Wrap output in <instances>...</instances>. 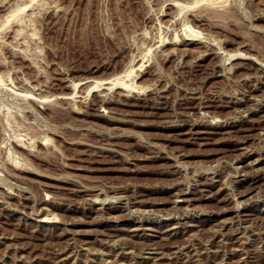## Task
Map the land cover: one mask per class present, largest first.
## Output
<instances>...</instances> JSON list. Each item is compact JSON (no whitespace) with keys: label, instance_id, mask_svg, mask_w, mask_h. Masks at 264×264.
Wrapping results in <instances>:
<instances>
[{"label":"rangeland","instance_id":"374dc122","mask_svg":"<svg viewBox=\"0 0 264 264\" xmlns=\"http://www.w3.org/2000/svg\"><path fill=\"white\" fill-rule=\"evenodd\" d=\"M0 76V264H264V0H0Z\"/></svg>","mask_w":264,"mask_h":264},{"label":"bare ground","instance_id":"6f19581e","mask_svg":"<svg viewBox=\"0 0 264 264\" xmlns=\"http://www.w3.org/2000/svg\"><path fill=\"white\" fill-rule=\"evenodd\" d=\"M201 1V0H200ZM197 2H198V0H197ZM213 5H214V3H212ZM211 4V5H212ZM19 8V7H18ZM17 9V8H16ZM22 10V9H21ZM15 12V11H14ZM224 12H226V11H224ZM219 13V12H218ZM11 15V14H10ZM10 15H8L7 16V19L6 20H8V18L10 17ZM12 16V15H11ZM16 31V30H15ZM19 31H20V29H19ZM198 32V31H197ZM197 32H195V33H197ZM20 33V32H19ZM200 33V32H199ZM228 59H229V56H228ZM140 67H141V65H140ZM129 69V70H128ZM135 72V68L133 67V68H127L126 70H124L123 72H121V73H119V74H116V75H114L113 77H109L108 79H105V80H101V81H97V82H95L94 84H92L88 89H87V92H88V94H90L91 92H95V91H100V89H102L101 87L102 86H105V88L106 89H112V88H114V87H117V88H122V89H127V88H131V85L133 86L134 84L131 82V83H129V81H131V80H129L128 82H127V80H128V78H130L132 75H133V73ZM1 77V76H0ZM132 80H133V78H132ZM0 81H2V79H0ZM79 83H76V85H75V88H76V86L78 85ZM135 87V86H134ZM139 88V87H138ZM71 96H74V94L73 95H71ZM20 141V140H19ZM258 200V199H257ZM42 221H44V222H50L51 220H49V218H46V217H44L43 218V220ZM243 227V226H242ZM140 229V228H139ZM174 230V227H172V228H170V232H161V233H163V235H165L166 237L167 236H169V235H172V233H171V231H173ZM174 233H176V232H174ZM164 236V237H165ZM199 258V257H198ZM200 259V258H199ZM199 264V263H198Z\"/></svg>","mask_w":264,"mask_h":264}]
</instances>
